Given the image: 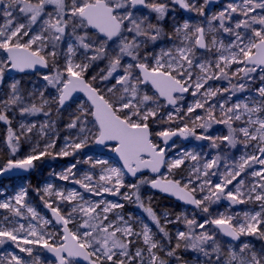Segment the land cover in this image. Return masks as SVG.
<instances>
[{
  "label": "snow or ice",
  "instance_id": "snow-or-ice-1",
  "mask_svg": "<svg viewBox=\"0 0 264 264\" xmlns=\"http://www.w3.org/2000/svg\"><path fill=\"white\" fill-rule=\"evenodd\" d=\"M217 3L171 0L204 19L199 24L185 20L166 33L160 22L174 9L163 0H0L4 143L13 156L22 140L32 143L31 152L23 159H9L0 175L30 170L43 157L76 156L91 145L107 148L111 143V151L122 161L115 166L109 159L85 154L83 161L53 172L82 191L52 183L37 189L52 219L42 217L28 202L26 188L0 200V210H6L0 217V246L11 243L18 249L0 256V264H42L40 253L34 255L37 247L51 253L56 264H76L77 258L87 264H168L173 257L178 264H187L177 255L180 249L196 253L195 264H264V248L257 250L245 241L223 243L219 238L264 239V229L259 228L264 224V83L255 89V99L232 100L250 82H264V0H230L218 13L206 15V8ZM165 39L170 46H161ZM100 61L104 68L89 76ZM38 67L48 70L42 74L41 88L25 90L11 76ZM221 80L229 87L209 83ZM49 89L54 95H45ZM77 92L87 100L65 125L74 133L65 136L56 150L59 134L53 112L59 115L70 107ZM185 94L196 98L187 106ZM39 115L45 117L42 122L28 119ZM214 124L225 125L227 134H209ZM160 125L167 127L154 131ZM173 137L207 140L218 150L239 144L246 153L236 160L222 151L208 158L181 149L170 158L166 154L176 147L175 141L169 144ZM249 148L254 151L247 152ZM186 161L187 174L179 179L138 178V184H125L127 175L137 177L143 169L158 173L165 166L171 173ZM81 163L89 168L77 176L74 169ZM245 174L251 178L247 183ZM144 183L177 196L206 218L198 222L194 215H182L170 220L165 213L162 224L140 198L139 184ZM124 188L133 191L122 193ZM109 196L136 204L157 232L140 218L117 211L124 204ZM222 200L228 201V209L210 212ZM255 202L260 211L230 212L234 205ZM176 222H183L187 230L176 232L173 245L166 224Z\"/></svg>",
  "mask_w": 264,
  "mask_h": 264
},
{
  "label": "rangeland",
  "instance_id": "rangeland-1",
  "mask_svg": "<svg viewBox=\"0 0 264 264\" xmlns=\"http://www.w3.org/2000/svg\"><path fill=\"white\" fill-rule=\"evenodd\" d=\"M163 2H166L169 4V7L174 9L173 11H170L168 16L165 17L163 21H161V25L163 26V29L166 33H171L173 26L176 24H182L185 20H188L191 24H199L203 21V17L197 15L194 12H188L181 9L178 5L171 4V0H163ZM202 2V0H200ZM230 2V0L224 1L218 6L212 8L209 10L206 8L205 12L206 15H211L212 13H218L220 10H222L223 6ZM144 11H147L146 9ZM153 17L155 14H152ZM3 22V18L0 17V23ZM155 22V20L153 21ZM218 23V22H216ZM162 47H168L170 46V42L165 39L161 42ZM99 66L93 65V67L89 70L88 75H93L100 71L101 68H104L105 64L103 61L98 62ZM235 67V65L233 66ZM48 70L45 71H39L33 74H14L12 77L15 79H18L21 81L22 86L25 90H32L35 88H41L45 84V82L42 80V74L46 73ZM210 84L213 85V87H220V88H226L229 87L227 80H221V81H210ZM262 81L259 79L255 80L254 82H250L248 85V88L246 91L239 92L236 94V96L232 97V100L234 101L236 98L246 99V98H252L255 99L257 97V93L255 92V89L260 87L262 85ZM49 93L54 95V90L49 89L48 92L45 93L46 96L49 95ZM227 94V93H226ZM189 94H185V100ZM245 97V98H244ZM196 98L194 97L192 100H189L187 102V105L192 103ZM184 100V101H185ZM86 99L84 97H79L77 99H74L73 102H71L70 107H66L65 109H62L60 111L59 115H56L55 112H53V119L56 120V130L59 134V139L57 140L56 147H62L64 144V137L71 135L74 133L75 130H67L65 128V125L70 121L72 118V114L77 111L78 105L80 103L85 102ZM184 103V102H183ZM197 113L203 115L202 110L197 109ZM196 113H194L195 115ZM29 120H36L38 122H42L45 117L43 115H39L36 117H29ZM16 122H13V126L15 127ZM167 127V125H160L158 127L154 128L155 130H162L163 128ZM174 127V125H173ZM198 132H200V129H197ZM227 127L223 124H214L213 127L209 130V134L214 136H223L227 134ZM6 135V126L0 122V167H3L9 159H23L25 156H27L31 152L32 143H26L23 140L21 141V146L19 152L16 153L15 156H13L10 151L7 149L4 140ZM35 137H33V141H35ZM40 143V141H39ZM43 144V142H42ZM43 146V145H42ZM181 149H187L191 151H195L197 153H203L204 155L212 158L214 157L218 151H224L227 155H240V152L246 153V150L243 148L242 145H237L236 148H227L225 146H221V150L214 149L211 147L210 142L207 140H200L197 141L193 138H189L187 142H184L182 139H179L176 143V147L172 148L170 151L167 152L168 157H174ZM57 150V149H56ZM59 150V149H58ZM254 151L253 149L249 148L247 152ZM85 154L91 155L93 158H105L109 159V162L112 163L115 166H121L119 162H117L113 154L114 152L111 151V146L107 148H99L97 145H91L89 148H85L80 150V152L76 156H69V160H62L61 157H57L55 159H52L51 157H43L39 161H34L35 167L31 172H25V173H17V169H12L9 172L3 173L0 175V191H3L4 195H0V200H3L6 196L10 197L15 195L17 192H19L22 188H26L28 192L27 200L28 202L36 209V211L44 218L46 219H52V214L49 209H47L44 206V203L40 199V195L37 193V189H43V187L48 184L52 183L56 185L59 188H64L67 190L77 189L81 190L76 187L71 186L70 188H67L65 186V182L62 180H59L56 176L52 175L53 172L59 173L63 169H65V165L63 166V163L72 161L75 163L77 159L83 161L85 159ZM70 163V162H69ZM72 164V163H71ZM189 164V161H186L185 166H183L181 169H174L171 173H169L167 167L165 168L164 172L159 176V178H155L149 174L143 175L140 178L144 180H154L158 179L164 182L165 180H172V179H179L181 175H186L185 168ZM70 165V164H68ZM67 165V166H68ZM80 164L77 165V169L74 171L77 172V176L80 175L81 172L87 170L88 165L85 164V167H82L79 169ZM257 169H259L260 165H255ZM250 172L251 169H248ZM246 183L248 182L250 177H247L245 174ZM17 182H23L22 186H18ZM138 179H132L127 175L125 177V184H138ZM231 187V185L229 186ZM133 190L124 188L121 189L122 193H129L131 194ZM42 194V193H41ZM139 195L141 200L146 204L150 205L154 212L161 218V223L164 224V214L167 213L168 219L175 220L177 216L187 215L189 218H192L193 215L195 216V219L198 222H203V220L206 218L205 214L201 213L199 209L191 208V207H185L181 204H179L176 200L169 199L165 197V199H168L171 201V203H168L167 205L164 204L162 201L163 195L155 192L152 190L150 183H144L139 184ZM199 198V197H198ZM109 200H119L120 203L124 204V208L122 211L124 215L127 217L128 214H131L133 217L140 218L143 222H146L150 225L153 232H157V229L153 222L150 221V219L147 217V215L142 211L141 208H139L136 204L121 199L120 197H113L109 196ZM55 206V205H54ZM167 206L170 208L169 211H166L165 208ZM226 209H228V201L222 200L218 204L212 205L210 208V212L216 213V212H224ZM243 211L248 212H256L260 211L259 208V202L255 203H246V204H238L231 207L230 212L231 213H243ZM6 214V210H0V217ZM23 222V221H22ZM235 223V221H234ZM70 228H72V225H69ZM138 227V225H137ZM207 227L212 228L213 226L208 225ZM260 229H264V224L259 226ZM57 231H61L59 226L56 228ZM166 230L169 231V233L173 237V245L175 243V234L177 231H186L187 226L183 222H176V223H169L166 224ZM199 231V230H198ZM161 235V234H158ZM223 243H232L234 245H239L241 241L250 242L252 245L255 246L257 250L264 248V239H258L255 236H242L240 243L236 244L233 241H230L226 239L225 237H219ZM59 242V240H58ZM9 246H13L11 243H6L3 246H0V256L5 255L7 253H17L16 251L12 250ZM9 247V248H8ZM35 252H40V260L44 261L45 263L49 264H56V259L53 258L51 253H48L46 250H41L38 247L34 250ZM161 255H163L161 253ZM177 255L182 257V260L187 262V264H195L197 261V254L189 251H184L183 249H180L177 251ZM200 260H203V257H199ZM76 264H79L76 262ZM168 264H178V262L175 260V258H168Z\"/></svg>",
  "mask_w": 264,
  "mask_h": 264
},
{
  "label": "water",
  "instance_id": "water-1",
  "mask_svg": "<svg viewBox=\"0 0 264 264\" xmlns=\"http://www.w3.org/2000/svg\"><path fill=\"white\" fill-rule=\"evenodd\" d=\"M224 1H227V0H219V3L210 5V6L208 7V9L211 10L212 8L218 6L219 4H221V3L224 2ZM184 11H185V10H184ZM185 12H186V11H185ZM45 70H47V69H43V68H39V67H38V69L35 70V71H31V70H29V71H26V72H24V73L12 72V73H11V76L14 75V74H33V73H36V72H39V71H45ZM79 97H84V98L87 100V97H86L85 94L82 93V92L74 93V95H73V100H74V99H77V98H79ZM66 107H67V106H66ZM179 139H181V138H180V137H173V140H172V141H169V144H172L173 141H175V144H176L177 141H178ZM183 141H184V142H187V140H183ZM97 146H98V145H97ZM110 146H111V143H110L109 147H110ZM98 147H99V148H105V147H103V146H98ZM166 155H167V154H166ZM113 157H114V159H115L117 162H119V163L122 165V161H120V159H119V157H118V155H117L116 153L113 154ZM165 168H166V166H165V167H162L158 173H153V172H151V170H149V169H143L141 172L137 173V177H132V176H130V175H129V177L132 178V179H138V178H140V177L143 176V175H147V174H149V175H151V176H153V177H155V178H159V176L164 172ZM32 170H33V168L30 169V170H27V171L22 170V169H17L16 172H14L13 174H17V173H25V172H31ZM2 177H3V176H2ZM2 177H0V178H2ZM152 190L155 191V192L160 193L161 195H163V196H165V197H167V198H169V199L176 200L179 204H181V205H183V206H185V207H191V208H194V206L185 203L184 201L180 200L177 196H175V195H173V194H171V193H165V192L161 191L160 189H156V188H152ZM225 238L231 241V238H229V237H225ZM240 241H241V238H240L239 241H233V242L236 243V244H238V243H240ZM52 256H53V255H52ZM53 258H55V257L53 256ZM76 262L79 263V264H87V262L84 261L82 258H77V261H76Z\"/></svg>",
  "mask_w": 264,
  "mask_h": 264
},
{
  "label": "bare ground",
  "instance_id": "bare-ground-1",
  "mask_svg": "<svg viewBox=\"0 0 264 264\" xmlns=\"http://www.w3.org/2000/svg\"><path fill=\"white\" fill-rule=\"evenodd\" d=\"M225 42L227 43V39L225 40ZM234 66V65H233ZM225 96H227L228 94H224ZM194 97H192L191 95H188L187 96V98H186V100L184 101V104H185V106H187V102L189 101V100H192ZM245 98V97H244ZM236 100H240V101H245L246 99H242V97L241 98H236L234 101H236ZM218 111V110H217ZM194 115V114H193ZM42 142L44 143V141L43 140H40V146L42 147ZM56 149L58 150V149H60V147H56ZM180 152V151H179ZM201 154H203L204 155V151H203V153H201ZM222 154H225V155H227L226 154V152H224V151H222ZM242 154H244V152L242 151V152H240V155H237V154H234V155H227V156H229L230 158H233V159H236V160H238L239 159V157L242 155ZM209 158V157H208ZM62 160H66V161H68L69 160V156H67V157H62ZM70 162V163H69ZM69 162H66V163H63V166L65 165V168L67 167V165L68 164H71V163H73L72 161H69ZM80 166L81 167H79V169H81L82 167H85V164H83V163H81L80 164ZM87 168H89V165H88V167ZM77 169V168H76ZM64 170V169H63ZM75 170V169H74ZM221 170H223V169H221ZM65 182V186L67 187V188H70L71 186H73V187H76V188H78V185H76V184H74V183H71V182H69V181H64ZM214 182H215V178H214ZM235 183V182H234ZM18 186H22V184H23V182H17L16 183ZM158 193V192H157ZM164 197V196H163ZM244 212V211H243ZM12 250H14V251H16L17 253H18V249H16L15 248V246L13 245V246H9ZM8 247V248H9ZM40 253V252H39ZM36 254V252L34 251V255ZM20 255H25V254H23V253H20ZM42 262V264H47V263H45L44 261H41ZM49 264V263H48Z\"/></svg>",
  "mask_w": 264,
  "mask_h": 264
},
{
  "label": "trees",
  "instance_id": "trees-1",
  "mask_svg": "<svg viewBox=\"0 0 264 264\" xmlns=\"http://www.w3.org/2000/svg\"><path fill=\"white\" fill-rule=\"evenodd\" d=\"M162 200H163L162 202H163L164 204H166V205H167L168 203H171V201H170V200H168V199H165V197H164V198H162ZM165 210H166V211H169V210H170V208L167 206V208H165Z\"/></svg>",
  "mask_w": 264,
  "mask_h": 264
}]
</instances>
